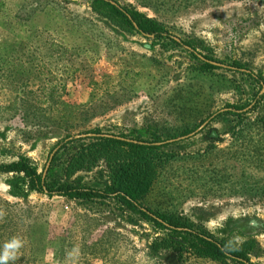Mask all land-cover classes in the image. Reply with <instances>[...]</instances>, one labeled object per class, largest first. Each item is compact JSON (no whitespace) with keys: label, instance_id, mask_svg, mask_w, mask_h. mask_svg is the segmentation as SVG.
Here are the masks:
<instances>
[{"label":"rangeland","instance_id":"374dc122","mask_svg":"<svg viewBox=\"0 0 264 264\" xmlns=\"http://www.w3.org/2000/svg\"><path fill=\"white\" fill-rule=\"evenodd\" d=\"M114 1L264 78V0ZM199 66L170 41L117 26L92 0H0V163L24 157L42 173L68 135L147 126L176 134L259 91L247 75ZM230 119L170 140L177 144L144 204L235 237L253 264H264V89L246 120ZM0 210V248L14 236L25 241L10 264H225L166 249L163 231L115 201L48 198L20 173L0 174Z\"/></svg>","mask_w":264,"mask_h":264},{"label":"trees","instance_id":"16d2710c","mask_svg":"<svg viewBox=\"0 0 264 264\" xmlns=\"http://www.w3.org/2000/svg\"><path fill=\"white\" fill-rule=\"evenodd\" d=\"M92 1L95 11L110 18L117 26L148 40L170 41L175 46L184 48L193 59L200 62L198 69L201 72L225 67L247 75L259 85V91L252 102L245 105L227 104L214 113L210 112L205 119L197 117L196 119H200L198 125L178 128L182 132L176 134L168 128L150 129L147 126L122 134L92 130L78 136L68 135L55 146L50 164L42 173L29 160L21 157L15 161L0 163V174H24L31 192L48 198L61 197L82 203L115 201L123 209L137 214L142 220L163 231L165 239L162 244L166 249H186L199 257L225 264H253L235 237H216L207 230L196 228L184 218L155 211L147 207L144 201L152 191L158 167L167 158V147L177 144L170 140L192 134L208 120L210 123L218 120L230 122V117L246 120L247 115L260 102L264 78L239 61L225 65L214 57L199 52L193 42L178 40L165 24L136 9L122 6L114 0ZM212 135L217 139L216 132ZM95 171L101 178L83 181L78 177L80 173Z\"/></svg>","mask_w":264,"mask_h":264},{"label":"clouds","instance_id":"9594fccd","mask_svg":"<svg viewBox=\"0 0 264 264\" xmlns=\"http://www.w3.org/2000/svg\"><path fill=\"white\" fill-rule=\"evenodd\" d=\"M6 213L3 210H0V219ZM25 241L18 237L14 236L10 240H7L2 248H0V264H10V262H14L17 259L18 253L20 249L24 246ZM78 252V249H73V253ZM73 253H69L71 256Z\"/></svg>","mask_w":264,"mask_h":264}]
</instances>
